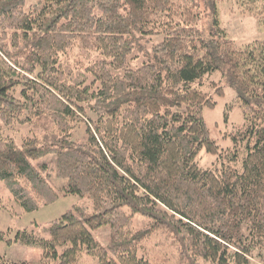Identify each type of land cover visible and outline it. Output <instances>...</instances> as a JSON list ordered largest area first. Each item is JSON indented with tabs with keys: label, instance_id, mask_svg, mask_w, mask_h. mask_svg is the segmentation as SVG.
Segmentation results:
<instances>
[{
	"label": "trees",
	"instance_id": "obj_1",
	"mask_svg": "<svg viewBox=\"0 0 264 264\" xmlns=\"http://www.w3.org/2000/svg\"><path fill=\"white\" fill-rule=\"evenodd\" d=\"M248 1L264 20V0ZM156 34L163 39L131 67L136 46ZM217 71L216 94L225 96V81L245 115L232 153L205 119L217 98L198 87ZM16 122L44 135L18 143L0 134V180L12 198L28 211L62 195L81 204L46 227L0 232V244L40 248L37 264H78L83 253L100 264H160L143 250L168 231L186 264H264V37L238 46L217 0H0V129ZM78 122L83 140L73 139ZM203 150L220 166H202ZM49 154L66 179L58 188L46 176L53 160L38 161ZM106 225L108 244L94 232ZM0 264L32 263L0 253Z\"/></svg>",
	"mask_w": 264,
	"mask_h": 264
},
{
	"label": "rangeland",
	"instance_id": "obj_2",
	"mask_svg": "<svg viewBox=\"0 0 264 264\" xmlns=\"http://www.w3.org/2000/svg\"><path fill=\"white\" fill-rule=\"evenodd\" d=\"M217 5L221 27L225 30L228 38L232 39L238 46L246 47L263 39L264 20L263 17L257 14V11H259V5H251L248 0H217ZM201 26L204 29L209 27V15L205 12L202 14ZM163 37L164 35L162 34H156L151 36L149 41L144 42V39H142L141 42L143 46H136L135 54L137 56L130 60V66L133 68L140 66L146 59V52L151 49V46L154 43L161 41ZM79 50L80 49L77 47L72 52L70 56L71 63H75L77 60V52ZM222 78L223 75L221 72H214L213 74L206 76L202 84H198V87L217 98L218 104L216 108L205 109V119L209 125L212 136L216 139L219 145L224 148V151L232 153L234 150L232 134L236 128L240 127L245 122V115L242 101L237 97L236 90L225 81L223 82L226 90L225 96L221 97L216 94V84L219 85L217 82L221 81ZM226 112H228L227 120L225 117ZM85 129V124L83 122H78L75 126L73 139L83 140ZM0 134L13 137L18 143H22V141L28 136L38 135L42 137L44 135L39 127H36L35 130L33 124L20 122H16L12 126L2 127L0 129ZM245 154L243 148L239 152L238 160L232 164L239 169L242 168ZM198 158L200 164L204 167L220 166L217 156L208 153L206 150H203ZM52 160L53 162L50 163L46 176L50 182L58 188L66 183V179L57 177L52 168L55 162V155L49 154L38 161L51 162ZM12 197L13 195L11 194L10 189L0 180V232H4L9 238H13L18 230H31L46 227L50 221L59 218L68 210L75 209L76 205L81 204V198L78 195H62L53 203L44 205L34 211H28L15 201L13 199L14 197ZM139 220L140 221H137L136 223L140 226L146 221L142 219ZM94 232L104 244L110 242V226H102ZM155 234L149 248L143 250L145 254L154 256L156 260L160 261V264L191 263L192 259L190 256H188L186 252H183L181 243L178 241L175 242L177 238H175L170 232L158 231ZM166 239L168 242L164 245L163 243H160L164 242ZM168 239H171L173 244L178 243V247H174ZM36 252L41 253L42 251L40 248L20 244L8 245L6 241L1 242L0 244V253L14 260H27L32 264H37L41 255L38 256ZM173 261H176V263ZM198 261L202 264H211L202 259H198ZM254 263L261 264L258 261H255ZM78 264L100 263L93 256L83 253L81 261Z\"/></svg>",
	"mask_w": 264,
	"mask_h": 264
},
{
	"label": "crops",
	"instance_id": "obj_3",
	"mask_svg": "<svg viewBox=\"0 0 264 264\" xmlns=\"http://www.w3.org/2000/svg\"><path fill=\"white\" fill-rule=\"evenodd\" d=\"M42 251V250H41ZM37 253V252H36ZM42 254H43V251L41 252V253H37V255L39 256V255H41V257H42ZM41 259V258H40ZM39 259V260H40Z\"/></svg>",
	"mask_w": 264,
	"mask_h": 264
}]
</instances>
